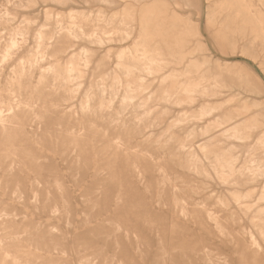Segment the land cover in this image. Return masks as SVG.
<instances>
[{
	"label": "rangeland",
	"instance_id": "obj_1",
	"mask_svg": "<svg viewBox=\"0 0 264 264\" xmlns=\"http://www.w3.org/2000/svg\"><path fill=\"white\" fill-rule=\"evenodd\" d=\"M84 1L0 0L2 110L6 109L7 104H19L24 99H32L35 104L31 112L19 114L22 134L14 137V147L10 151H13L19 160L26 161L27 167H31L29 158L35 157L40 158L41 165L53 163L57 166V170L50 168L49 172H45V177L54 185L62 179L67 186L65 196L69 203L67 211L70 217L64 218L65 205L60 200L48 202L42 191L38 192L39 202L30 204L33 194L28 190L23 192L19 200L18 195L0 187L1 215L11 216L6 218V221L5 218L0 219V264H79L80 257L92 252L96 255H88L87 264H155L161 255L157 250L156 233L166 242L167 261L172 259L175 264H240L245 238L243 232L254 230L248 218L249 213L246 212L248 216L240 214V201H237L233 194H245L249 191L251 194L246 200L247 206L256 205L255 200L264 186V147L254 148L261 131H254L250 140L244 142L236 141L227 135V132L233 129L242 131L244 124L256 118L264 106V0H242L238 5L240 8L235 4V0H227V18L222 11L224 0H103L89 1L87 4ZM106 20H113L111 25L120 31V43L101 47L80 43L66 55H55L60 65L57 66L58 71L49 73L48 67L54 66L56 61V49L48 48L45 50L44 59L36 57L35 62L36 59L39 60L34 64V68L29 67L28 63L35 55L33 51L36 31L42 30L49 34L61 28H70L72 24L90 30L93 26L103 25ZM13 35L20 37L23 44L11 49V56L3 59L4 49ZM83 47L91 50L88 64L79 62L80 73H74L73 79L69 80L72 83H66L56 77L58 72L61 77L65 76L64 62L72 52L77 53ZM119 53H122L125 59L139 60L140 69L143 64L153 59L161 64L165 68L164 74L173 73L176 76L170 80L169 86L171 89H178L182 99L187 96L180 90L190 84L200 83L205 92L193 95L196 103L191 107H156L158 103L152 102L141 108L137 107L138 102L135 99L130 108L122 109L121 96L127 79L121 76V70L120 81L123 88L110 86L113 83L116 55ZM28 57H32V60ZM81 58L84 60L86 57L82 55ZM138 74L144 76L146 81L151 79V76H146L142 71ZM247 74L260 81L262 94L258 88L249 84ZM52 79L53 82L50 81ZM101 80L105 87L103 92L94 87V83L97 85ZM60 86L66 88L59 89ZM156 87L155 84L151 85L148 92L152 93ZM90 88L96 97L100 96L103 102L105 100V105L103 108L98 106L96 97H93L88 111L84 114L79 106ZM111 89L113 91H110ZM113 102L115 104H112ZM69 106H73L75 113L81 118V122L76 125L77 129L83 128L76 145L79 161L78 164L72 165V168L63 162L65 150L71 147L70 137L65 134V131L70 129V124L64 118ZM98 107L102 110L99 111ZM201 107L213 109V113L203 121L197 122L195 116ZM182 114L187 116L184 123L175 124L168 130V125ZM122 125L127 129H120ZM193 127V134L188 136ZM206 127H209L207 131L204 130ZM137 132L142 135L137 136ZM144 139L146 142H143ZM114 141L122 142L123 149H130L120 152L112 165L115 169L122 170L128 181L134 182L132 188L137 195H128L127 201L128 208L131 204L135 206L134 213L141 214L133 218L131 223L140 237V253L134 252L133 244L120 240L121 245L114 254L113 239L103 246L100 238V226L105 213L102 208L107 202L109 210H112L114 181L107 178L101 183L105 177L100 175L96 182L91 178L92 171L88 169L94 166V153L102 158L105 153L113 151L116 144ZM94 150L96 152H93ZM189 151L194 152L195 162L188 158ZM145 152L148 154L144 155ZM249 156L260 159L256 182L243 188L229 185L234 178L228 170L231 158H237L235 166L240 170L242 159ZM98 163L103 165L101 161ZM134 166H138L149 182L151 192H155L157 188L163 190L164 203L167 205L164 211L168 215L165 214L166 221L154 219L153 215L148 218V208L143 207L144 204L140 202L144 197L142 188L137 187L131 176ZM77 168L79 170H76ZM1 174L0 169V176ZM73 174L78 182H82L81 186L73 185ZM17 178L23 177L18 174ZM54 185L51 194L55 197ZM97 189L99 200L95 204L85 203L86 199L96 198L93 196ZM174 195L178 197L179 204L173 201ZM147 198L149 199V196ZM54 206L58 207V212L53 215L50 213ZM258 206L264 208V202L258 203ZM92 208L93 210H90ZM220 230L223 232H217ZM10 234L17 237V240H10ZM133 238L134 235L130 242ZM257 242L264 251L261 238L257 239ZM78 245L91 249L85 252L78 248ZM170 245H177L176 254H172ZM13 259L18 261L14 263ZM258 259L256 264H264L263 257Z\"/></svg>",
	"mask_w": 264,
	"mask_h": 264
},
{
	"label": "bare ground",
	"instance_id": "obj_2",
	"mask_svg": "<svg viewBox=\"0 0 264 264\" xmlns=\"http://www.w3.org/2000/svg\"><path fill=\"white\" fill-rule=\"evenodd\" d=\"M89 1H103V0H85L84 3L87 4V3H89ZM241 1L242 0H235V4L238 6ZM227 3H228L227 0L223 1L224 9H222V11L224 12V17H226V18H227ZM71 18L73 19L74 17L71 16ZM112 22H113V20H106L103 25L97 26V27L93 26L92 29H90V30H84L83 28L77 26L76 24H72V27H70V28H67V29L61 28L57 32L49 33V34H45L42 30L36 31L35 35H34V39H35L34 48H35V51H33L35 53V55H34V59L33 60H32V57H31V59L28 57L29 60H32L31 62L28 63L29 67H32V69L34 68L33 67L34 64L37 63V61L39 60V59L38 60L36 59V62H35V58L36 57L42 58L40 60H43L44 56H45V50L48 49V48H52V49L55 48L56 49V51L54 53V57H55V55H57V54L66 55L68 52L72 51L80 43H83V44H85L87 46L88 45H96V46H100V47L101 46H109V45L112 46V45L120 43L121 40L118 39L120 31L118 30V28H115L116 26H112L111 25ZM21 44H23V42H22V39L20 37H18L17 35L11 36L10 39H9L8 44L6 45V48L4 49V53H3L2 58L5 59L8 56H11V55H9L10 54V50L15 48V47H17V46H19V45H21ZM16 50H17V48H16ZM90 52H91V50L88 49L87 47H83L77 53L76 52H72L71 53L72 55L64 62V67L65 68H64L63 75H65V76L61 77L59 75V72H58V73H56V77H59V78L63 79L66 83L67 82H71L69 80L73 79L74 73L75 72L76 73H80V70H79L78 67H80L81 65H79V62L83 61L85 64H88V55L90 54ZM82 55H84L86 57L84 60L81 58ZM55 59H56V61L55 62L53 61L54 62V66L48 67V69L46 68L48 73L51 72V71L54 72L55 70H57V66L60 65L59 64L60 62L58 61V58L55 57ZM104 59H106V58H104ZM153 60H150L149 62L143 64L142 68L140 69L139 60H136L134 58L125 59L122 53H119V54L116 55V62H115L114 72H113L114 76H113V79H112L113 83L110 86H113V87L115 86L116 88H120L121 87L120 89L123 88V85H122V83L120 81V70H121V76H124L123 78L127 79V80L125 79L126 80L125 85H124L125 90H122V91H124L123 95L121 96L122 109H126L128 107L130 108L131 103L135 99L138 102L137 103V107H141V108L142 107H147V104L152 103V102H157L158 103L156 105V107H158L160 105H170V106L174 105V106H178V107H182V106L191 107L192 105H194L196 103V100L193 99V95L205 92L204 87H202L200 83H196V84L194 83V84H190V85H188V86H186V87H184L183 89L180 90L181 92L184 93L185 96H187L186 99L180 98L178 89H173V88L171 89L170 86H169V82H171L170 80H172L175 75L173 73H169L167 75L164 74V69L165 68L161 64H159V63H157V62H155ZM22 61H24V60H22ZM125 61L131 62L133 64H129V63L125 62ZM19 65L21 66L20 63H19ZM134 65H136V66H134ZM84 66H87V65H84ZM18 68H20V67L18 66ZM27 68H28V66H27ZM26 71H28V70H26ZM140 71H142L146 76H151L150 81H146L143 78L144 76L142 77L141 75H139L138 73ZM25 72L23 74H25ZM41 72L43 73L42 70H41ZM135 73H137V75ZM48 75L49 74H47V76ZM247 75L249 77V79H248L249 80V84L251 86H254L255 88H258L260 93L262 94L263 93V87H262L260 81L257 80L256 77H254V76H252L250 74H247ZM30 77H31V75H30ZM30 77H28V78H30ZM77 77H79V74L77 75ZM106 78H105V80H106ZM76 79L79 80L78 78H76ZM25 80H27V79H25ZM28 80H30V79H28ZM53 80L54 79H52L50 81L53 82ZM58 80H57V82H59ZM45 81H46V79H45ZM13 82L16 83L17 81H13ZM100 82L101 83H99L97 85H95V83H94V87H95L96 90L99 89L98 91H102L103 92L105 90V87L102 84V80ZM147 82H149V83H147ZM153 84H155V86L157 85V87H156L157 89H155L152 93H149L148 90L150 89L151 85H153ZM52 86H54V85H52ZM108 86L109 85H107V87ZM113 87H112V89H113ZM58 88L61 89V88H66V87H64V86L61 87L60 86ZM112 89L110 91H113ZM75 91H77V90H75ZM88 92L89 93L86 92L87 94L84 93L86 95L84 96V99L81 101L80 106L78 105L80 107L81 112H84V114L88 111V109H89V107L91 105L90 101L93 99V97H96V94L91 91V88L88 90ZM102 92H101V94H102ZM74 95H76V93H74ZM105 98H107V97H105ZM96 99H97V104H99L98 106L102 107L103 105H105L104 104L105 100L103 102V99H101L100 96H97ZM110 100H111V98H110ZM106 102H108V101H106ZM109 102H111V101H109ZM108 103H107V105H110ZM112 104H115V103L113 102ZM1 105H3V104L2 103L0 104V139H1V141H0V169L2 171V174L0 176V187H3L5 190H10V192L12 194H14V195H18L17 199H19V200H21V197H22L21 195L23 194V192L25 190H28L29 192H31L33 194V200H34V201L32 200L31 203L29 202L30 204H33V202H36V203L39 202L38 192L42 191L45 194V200L46 201H48V202L49 201H55L56 202L57 200H60L65 205L63 207L64 215H65L64 218L65 219L70 218L69 217V213L67 211V207L69 206V203H68V200H67V196H65V193L67 192V186L65 185V183L63 182L62 179H60V181L58 180V182H56V183L53 182V183H55V185H54V184L51 183L52 181L48 180V178L45 177V172H49L50 168H55L57 170V166L55 164H53V163L48 164V165L47 164L46 165L45 164L41 165L40 162H39L40 158L35 157V158H29V162H30L31 167H27L26 166V161H24L23 159L19 160L18 157L14 156V153H12L13 151H10V150H13V147H14V140H13L14 137L22 134L21 130H20L22 125L20 124L21 121L19 119V114L20 113L24 114V113H26L28 111L31 112L34 109V105H35L33 100L32 99L31 100L24 99V100H21V102L19 104H14V105L7 104L6 109L4 111L2 110ZM100 107H98L99 111L102 110V109H100ZM105 107H109V106H105ZM110 107L113 110V107L111 105H110ZM110 107H109V109H110ZM253 107H255V106H253ZM67 109H68V112L64 113V116H65L64 118L70 124V129L65 131V134L70 137V145H71V147L65 150V154L66 155L64 157L63 162H64V164H66L70 168H72V165L78 164V161H79L78 160V156L76 155L77 154L76 145L79 142V138L81 137V133L80 132L83 130V128H81V130L77 129L78 126H76V125H78L81 122V118L75 113V111L73 109V106H69V107H67ZM259 112L260 113H258V116L256 118L248 120V122L246 124H244V129L242 131L239 130V129H233V130L227 132V135H229L230 137H232L236 141L244 142V141L250 140L251 134L254 131H256V132L257 131L258 132L261 131V132H259L260 135L257 137V139H256V141L254 143V148L257 149V146L258 147H264L263 146V144H264V131H262V129L264 128V106H262V108L259 110ZM94 113H95V111H94ZM212 113H213V109H208L207 107H201L200 109L197 110V116H195L196 117L195 120L197 122L203 121L204 119H206L209 116H211ZM162 114H164V113H162ZM144 115L146 116V114H144ZM33 117H35V115H33ZM128 117L129 116H127V118ZM186 117L187 116L185 114H182L181 117H176V119H174L172 124L170 123V125H168L167 129L168 130L171 129V127L173 125L175 126V124L177 125L178 123H184ZM119 118H120V116H119ZM136 118H137V116H136ZM35 119H37V118H35ZM98 119H100V118H98ZM159 121L157 123H159ZM118 122H119V120H118ZM104 123L105 122H103V124ZM152 123L154 124L153 121H152ZM139 125H137V126H139ZM155 125H158V124H155ZM81 127H82V125H81ZM133 127L134 126L132 124V128ZM136 128H138V127H136ZM208 128L209 127H206L204 130L207 131ZM120 129L126 130L127 128L124 125H122ZM132 132H133V130H132ZM193 132H194V127L191 128V130L188 132V136L192 135ZM140 135H142L141 132H139L137 134V136H140ZM142 137L144 138V136H142ZM115 141H114V143H116ZM143 142H146L145 139L143 140ZM121 143L122 142L116 143L115 144V148L113 149V151L105 153V155H103L102 158H99V154L94 153V155H93L94 156L93 157L94 166L91 169L86 168L85 170L88 169V170L92 171L91 174H93V176L91 178L96 180V182H97V177H100V175L105 177L103 180H101V183L104 182L107 178H110V179H112V181H114V193H113L112 200H111V202H112V207H111L112 210H109V205H108L107 202H105L103 204V208H102V210L104 209V211H105L104 218H102L103 219L102 225L100 226V238L102 239L103 246H105V244H107L110 239H113L112 240V242H113V246L112 247H113V250H114V254H116L118 252L117 249H119V247L121 245V243H120L121 241L120 240H122V241H125V242L133 244L134 252L135 253H140L141 252V250H140L141 249L140 248V240H139L140 237H139L138 233L133 229V226L131 225V223L134 221L133 218H137L141 214L139 212H138V214H135L134 213L135 206H133L131 204H130L131 207L128 208V201H127L128 200V195L130 197H132L131 195H134V194L137 195L135 189L132 188V185H133L134 182L132 183V181H130V180L128 181L126 179L124 173L122 172V170L115 169L114 165H112V164H114L113 162H115V160L117 159V156H118V154L120 152L123 153V152L130 151V149H123ZM3 144H4V147H2ZM158 149H160V148H158ZM263 149L264 148H262V150ZM183 150H185V149H183ZM93 152H96V150H94ZM146 153L147 152H145L144 155H146ZM174 153L176 154L177 152H174ZM262 153L264 154L263 151H262ZM45 154H48V153H45ZM188 158L191 159L193 162H195L194 158H196V157L194 156V152L189 151ZM54 159H55V157H54ZM175 160H176V158H175ZM259 160L260 159H255L252 156L245 157L244 159H242V161H243L242 164L243 165H242L241 169L237 170V167L235 166L236 162H237V158L236 157L235 158L234 157L231 158V160L228 163V170H229V174L231 176H233L234 178L228 184L229 185H234V186H237V187L241 186L243 188V187H245L248 184L256 182V177H257L256 176V172L258 170H260L259 169L260 167H258ZM44 161H46V160H44ZM99 161H101V163L103 164L102 166H100V164L98 163ZM184 161H185V159H184ZM154 166H155V164H154ZM197 167H198V165L196 166V168ZM214 167H217V166H214ZM185 168H186V166H185ZM76 170H79V169L77 168ZM164 173L165 172H163V178H164V175H165ZM18 174H20L21 177H23V178L22 179H18L17 178ZM29 175H32V177L29 178L28 177ZM131 176L134 178L135 184L137 185V187L142 188V191H143L142 194L144 195V197L146 196V198L143 197L142 198L143 201H140V202L144 204L143 207H147L148 208V218H149L150 215H153L154 219H162V220L166 221V216H165L166 211H164V209L166 208L167 205L164 203V199H163L164 192H163V190L160 189V188H157V190L155 192H151L150 184H149L148 181H146L145 177L143 176V174L139 170L138 166L132 167ZM72 178L74 179V182H73L74 186L75 185H80V186L82 185V182H78L76 180L77 177L75 178L74 174L72 175ZM164 180H166V178ZM167 180H169V179H167ZM239 180H240V182H239ZM53 185H54V191L56 193L55 197L51 194V190L53 189ZM163 189H164V187H163ZM98 190L99 189L96 190V192H95L96 194L93 196V197H96L95 199H86V200H84V202L85 203L86 202H93L95 204L100 198V197L98 198V196H99L97 194ZM178 191H181V190H178ZM77 192L79 193V191H77ZM250 194H251V192H249V191L246 192L245 194L243 192L240 193V194L239 193H234L233 194V197H235L237 199V201L238 200L240 201V205L238 207V210H240L241 213L240 212L239 213L242 214V216L243 215L244 216H248L247 213H249V217L248 218L250 219V223H251V225L253 227V230H254V231H250L248 233L243 232L245 238H244L243 246H242V257H241L240 264H250V263L251 264H256V263L259 262V259H258L259 257H263L264 258V251L261 249V246L257 242V239H260V238L264 242V208L258 206V203L264 202V186L260 190V193H259L258 197L255 200V204L256 205H254V206H247L246 200L250 198ZM147 195L149 196L150 200L147 198L148 197ZM2 197H4V196H2ZM177 198L178 197L176 195H174L173 201H175L176 204H179V203H177L179 201V200H177ZM146 200L148 202H146ZM18 202H22V201H18ZM48 202H46V203H48ZM46 203H44V204H46ZM30 207H32V206H30ZM22 208H24V207H22ZM93 208L90 209V210H93ZM175 210H174V212L176 214ZM182 210L183 209H181V211ZM26 211H27V209H25V212ZM51 212L52 213H50V212L49 213L53 214V215L56 214L58 212V207L54 206L52 208ZM183 212H185V210ZM180 214H182V213H180ZM205 214H206V212H205ZM9 217H11L9 214L1 215V212H0V219L5 218V221H6V218L8 219ZM180 218H182V217H180ZM25 219H27V218H25ZM86 220H87V215H86V218H85V222H86V225H87V221ZM176 221H177V218H176ZM184 221H185V219H184ZM184 221H183V223H184ZM216 221L217 222L215 223V225L217 226L218 219ZM15 225H16V222H15ZM174 225H176V224H174ZM172 227H174V226H172ZM104 229H106V231H104ZM217 232L221 233L223 231L220 230V231H217ZM133 235H134L133 241L130 242V238ZM227 236H228V234H227ZM9 237H11L10 240H12V239L13 240H17V237H15L13 234H10ZM156 238H157V242H158L157 250L159 252H161V255L158 256V259L156 260L155 264H175L174 261H172V259L167 261V256L168 255H167V251H166V247H165V243L166 242L160 238V234L159 233H156ZM95 241H97V240H95ZM232 242H233V239H232ZM176 246L175 245H172V246L170 245L172 254L175 253V251H176L175 247ZM230 246H231V244H230ZM0 247H2V246H0ZM235 247L236 246H234V248ZM78 248L82 249L85 252L88 249H91V247H88V246H79ZM35 250H36V248H35ZM99 250H100V248H99ZM89 252H91V251H89ZM26 254H28V253H26ZM93 254L96 255L95 252H92L91 254H86L85 253L84 256L79 258L80 259L79 260V264H87L89 261L86 259V257L88 255H93ZM203 254H205V253H203ZM202 258H203V256H202ZM13 261L15 263L18 260L17 259H13ZM214 262H216V261L214 260ZM25 264H27V263H25ZM119 264H122V263L120 262Z\"/></svg>",
	"mask_w": 264,
	"mask_h": 264
}]
</instances>
